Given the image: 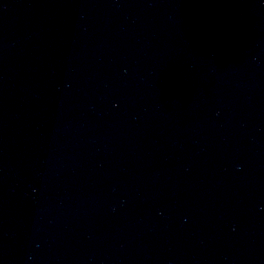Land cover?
<instances>
[{
	"label": "water",
	"instance_id": "water-1",
	"mask_svg": "<svg viewBox=\"0 0 264 264\" xmlns=\"http://www.w3.org/2000/svg\"><path fill=\"white\" fill-rule=\"evenodd\" d=\"M0 264H264V0H0Z\"/></svg>",
	"mask_w": 264,
	"mask_h": 264
}]
</instances>
